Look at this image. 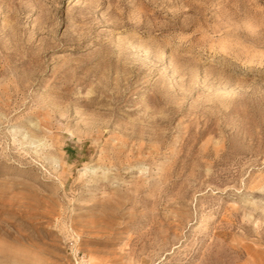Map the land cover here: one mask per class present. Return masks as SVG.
<instances>
[{"label": "rangeland", "instance_id": "1", "mask_svg": "<svg viewBox=\"0 0 264 264\" xmlns=\"http://www.w3.org/2000/svg\"><path fill=\"white\" fill-rule=\"evenodd\" d=\"M0 264H264V0H0Z\"/></svg>", "mask_w": 264, "mask_h": 264}]
</instances>
